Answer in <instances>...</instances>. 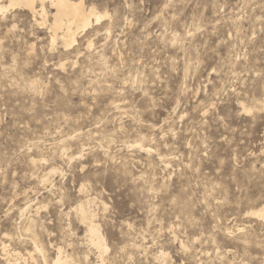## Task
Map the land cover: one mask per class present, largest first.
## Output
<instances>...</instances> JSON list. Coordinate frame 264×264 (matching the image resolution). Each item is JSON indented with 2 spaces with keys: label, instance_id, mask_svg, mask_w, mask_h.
Segmentation results:
<instances>
[{
  "label": "rangeland",
  "instance_id": "1",
  "mask_svg": "<svg viewBox=\"0 0 264 264\" xmlns=\"http://www.w3.org/2000/svg\"><path fill=\"white\" fill-rule=\"evenodd\" d=\"M84 4L107 15L71 48L0 18V264H264V0Z\"/></svg>",
  "mask_w": 264,
  "mask_h": 264
},
{
  "label": "bare ground",
  "instance_id": "2",
  "mask_svg": "<svg viewBox=\"0 0 264 264\" xmlns=\"http://www.w3.org/2000/svg\"><path fill=\"white\" fill-rule=\"evenodd\" d=\"M13 8L14 10L17 9L21 12H26V14H29L34 24L42 26L47 30V33L49 34V40L52 45L56 41H60V43L64 48L73 47V45L76 43V38L78 35L89 29V27L94 22L98 24L107 15L105 12L99 13L93 7H85L84 0H0V18L5 17V15L9 12V10ZM147 141L144 138H139L135 141H132L129 147L134 149L136 148L138 150H141L149 154L152 150V146L150 142ZM71 142H72L71 139L63 140L62 148H59L61 150H58L60 151L59 152L60 158L67 157L66 156L67 154L65 153V147H67V145L70 144ZM30 162L32 165H35L37 163V161L33 158L30 160ZM168 162L169 160L168 161L165 160L163 161L162 164L166 165L168 164ZM56 171L57 169H55V167H49L48 169L46 168L45 171L43 170V173L39 177H37L38 184L51 185L53 175L57 173ZM82 190L83 188L81 187L79 189V192H82ZM89 201L90 200H86V201L84 200L82 202H78V204L73 208V210L76 219L79 220V222L84 225L86 230L85 232L87 233L88 241L90 242L91 246L95 247L99 251V254L101 255L106 253L108 249L104 237L101 235L99 231V226L95 224L94 221V218L96 216L95 213L89 211L87 208L88 203L90 204ZM91 201L94 200L91 199ZM29 206L30 205L28 206L24 205L21 208V215L29 208ZM263 214H264V208L252 212L250 211V215L255 216L257 218H263ZM37 222L38 221H36L34 218H28L25 231L35 232L34 230L39 226ZM34 237L31 238L34 252L37 251L43 253V251L41 250L42 248L40 249V246L33 239ZM9 246L6 245L4 242L0 241L1 255L7 256L9 258L12 257L15 259H19V257H21V253L15 250H9L8 248ZM62 251L63 250L57 248V253H56L57 256L53 261V264H72V259L70 258V256L64 255L65 252L63 253ZM26 255H29V257H31L32 254L30 255V252H28L26 253ZM45 258L46 257L43 256V260H45ZM31 259L33 258L31 257ZM100 264H104L103 259L100 261Z\"/></svg>",
  "mask_w": 264,
  "mask_h": 264
}]
</instances>
